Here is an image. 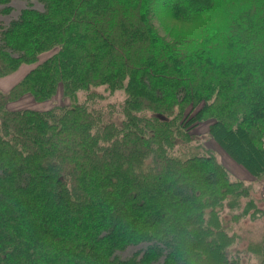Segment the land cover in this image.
Listing matches in <instances>:
<instances>
[{"label":"trees","instance_id":"trees-1","mask_svg":"<svg viewBox=\"0 0 264 264\" xmlns=\"http://www.w3.org/2000/svg\"><path fill=\"white\" fill-rule=\"evenodd\" d=\"M36 1L0 27V77L32 66L0 90V264H264V235L241 259L223 218L264 210L190 146L206 122L264 176V0ZM59 88L68 106L7 108Z\"/></svg>","mask_w":264,"mask_h":264},{"label":"rangeland","instance_id":"rangeland-1","mask_svg":"<svg viewBox=\"0 0 264 264\" xmlns=\"http://www.w3.org/2000/svg\"><path fill=\"white\" fill-rule=\"evenodd\" d=\"M31 6L32 8L41 10L42 6L36 0H10L8 7L11 8L9 14L0 13V27L7 26L12 20L16 19L21 10ZM2 9V6H0ZM157 14L154 16V26L158 27V31L164 34L162 25L169 24L168 9L161 4L157 6ZM209 18V15H207ZM201 20V19H200ZM206 18H203L201 22L203 23ZM47 56V55H46ZM45 57V56H44ZM31 65H21L12 74L4 77H0V90L2 92H7L13 85H15L24 74L31 68ZM101 91V90H100ZM61 88L58 89L57 93L45 102L37 103L34 102L29 96H23L14 103H11L7 108L9 109H21V108H32L37 110H47L53 107L68 106L70 102L62 97ZM105 100L97 102L98 107H105L107 104H118L123 99V92L117 91L112 95L104 94ZM79 101L82 102L83 96H80ZM192 143L191 147L194 148L196 152L202 151L203 149L210 151L216 158V160L221 163L227 170L230 178L235 181H242L248 186L250 197L254 201L255 205L264 210V176L259 179H254L243 167L234 162L208 135V123H200L195 128L191 130ZM246 200L243 199L242 203ZM224 224L228 225L229 234L234 233L236 235L234 240V245L229 249H236L241 252V259H246L251 256L248 253L247 247L250 244H256L262 239L264 235V218H259L252 220L250 216L243 217L242 220L236 223L231 222L232 214L230 212H224ZM223 216V215H222ZM138 248L129 249L123 251L119 254L120 258H128L132 252L138 250Z\"/></svg>","mask_w":264,"mask_h":264}]
</instances>
